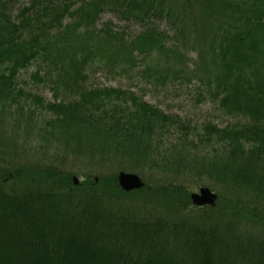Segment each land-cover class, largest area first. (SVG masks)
Listing matches in <instances>:
<instances>
[{"label": "trees", "instance_id": "16d2710c", "mask_svg": "<svg viewBox=\"0 0 264 264\" xmlns=\"http://www.w3.org/2000/svg\"><path fill=\"white\" fill-rule=\"evenodd\" d=\"M98 70L139 89L88 86ZM139 80L195 83L231 121L196 126L146 101ZM18 134L35 157L11 156ZM119 171L143 177L138 192L157 177L164 208L189 182L232 205L243 190L261 212L236 216L264 224V0H0V264H264V235L238 220L221 231L193 213L113 209L131 193Z\"/></svg>", "mask_w": 264, "mask_h": 264}, {"label": "rangeland", "instance_id": "374dc122", "mask_svg": "<svg viewBox=\"0 0 264 264\" xmlns=\"http://www.w3.org/2000/svg\"><path fill=\"white\" fill-rule=\"evenodd\" d=\"M25 2L26 0H19V3ZM103 20H111L115 23V25L118 26L125 25V23L120 22L113 14L109 13L101 15V21ZM138 31L139 27L136 25H129L127 28V32L132 35L136 34ZM189 57L193 58L194 53H190ZM21 77L25 78L26 76ZM138 79L139 78L136 77V75H133L130 79H128L126 75L119 76L105 70H98L94 75L90 76L87 84L88 86L113 87H125V85H131V87H135L133 89L136 91L139 89L137 88ZM139 82L141 83L140 87L143 88V98L146 101L159 107L165 112L174 113L179 115L181 118L188 119L196 126H199L205 121L215 123L219 126H224L226 123L231 121L229 116L226 115L223 110L219 109L217 103L211 101L209 97L205 96L202 100H200V102H198V92L196 90L195 83H189L187 85L179 84L176 81L175 83H168L164 87H153L150 84H144V82L140 80ZM40 93L45 99L50 100L52 97V93L49 90L43 89L40 90ZM19 135L21 134H18V138H15L16 142L13 140V142L8 145V151L10 150L9 147L12 146L11 156H13V154L18 155L19 157L17 158L22 156L24 158V156H27L29 159L35 157L36 154L33 153L35 148L32 146L34 144L30 145V143L23 142L22 138L19 139ZM3 169L4 168H1V171H3ZM1 173L4 174L1 175L2 179L5 178L4 187L7 189H13L14 181L10 179L12 175L7 174L8 176H6V173ZM73 177L78 179V183L83 180V177L81 174H79V172L77 175H73ZM140 177L144 182L143 177ZM148 179V182L153 181V183H148L149 185L145 190L140 192H138L139 189L128 191L131 192L128 194V196H125L119 201H115V199H113L108 204L115 210H117V208H126L127 210L137 213L138 215L152 214L153 216H159L165 213V215H168L169 220L171 221H179L180 219H183L186 214L193 213L197 217L195 219L197 222L201 224L217 223L216 225H220L218 229L221 231L224 228V224L226 222H234V220H238L239 222H235L239 223L238 228L241 230V233H244V235L252 234L253 236L257 237L264 235V230H262V228H264V224L254 221L253 219L248 224L245 222H243V224L240 221L241 218L238 217L242 213L245 214V212L248 210H252V213L255 211L261 212V204L254 202L252 199L248 200V197L243 190L231 191L232 193L237 192L243 198L238 204H229L228 201L232 194H230V191H221L219 194V199L217 196L214 204L196 206L191 202V200V205L187 201V198L191 192H196L200 187L203 186L208 187L216 195H218V192L215 188H212L205 183L198 184L197 182L194 186H192L193 184L189 182L187 185H184L185 189H181L183 196H180V201L177 204H172L170 207L167 206L164 208L166 206L168 194L166 189L164 192L161 186L157 185L161 184V182L154 184V180L155 182L159 181L157 180V177H155L154 180L150 177H148ZM94 181H97V178H94ZM262 219H264V217L260 218V220ZM218 239L220 240L221 238L218 236Z\"/></svg>", "mask_w": 264, "mask_h": 264}, {"label": "water", "instance_id": "95a60500", "mask_svg": "<svg viewBox=\"0 0 264 264\" xmlns=\"http://www.w3.org/2000/svg\"><path fill=\"white\" fill-rule=\"evenodd\" d=\"M73 183L77 184L78 179L73 177ZM117 183L123 191H131L139 189L144 185L141 177L135 173L119 171L117 174ZM191 202L196 206L212 205L214 204L217 195L208 187H200L196 192L189 194Z\"/></svg>", "mask_w": 264, "mask_h": 264}]
</instances>
